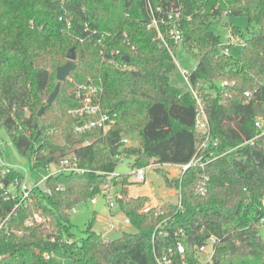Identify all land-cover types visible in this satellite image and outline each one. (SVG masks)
Segmentation results:
<instances>
[{"label":"trees","instance_id":"trees-1","mask_svg":"<svg viewBox=\"0 0 264 264\" xmlns=\"http://www.w3.org/2000/svg\"><path fill=\"white\" fill-rule=\"evenodd\" d=\"M181 1V44L197 59L189 79L202 98L216 144L197 153L209 156L203 169L191 166L177 178L165 177L180 200L163 202V216L155 215L156 208L141 211L147 196H126L128 175L113 179L112 185L121 184L123 191L119 210L136 231L109 239L92 231L91 224L77 238L71 231V210L100 194L106 173L121 160L116 156L132 159V168L150 161L182 165L192 160L203 139L195 129L196 102L190 92L169 83L175 64L167 49L159 47L155 31L147 28L146 0H0V122L33 166L58 164L75 155L85 170L50 177L47 186L53 192L31 205L32 211L41 209L50 217L51 233L37 225L23 226L28 213L18 210L13 223L21 234L0 235V255L6 256L0 264H25L26 255L31 264H58L43 252L65 254L69 261L63 264H155L154 248L171 246L172 233L179 228L198 242L217 237L212 264H264V239L251 225L261 214L264 194V133L255 126L254 107L264 105V0ZM222 14L255 24L238 57L219 55V36L210 20ZM93 31L114 36L105 40L106 52L119 49L128 69L101 60ZM71 47L76 66L46 104L50 87L57 83L56 67L66 61ZM224 80L227 85L222 86ZM89 81L101 84V107L114 124L105 133L76 134L72 128L77 118L68 111L81 105L75 88ZM245 91H251L247 98ZM134 130L140 133L138 145L121 147V138ZM201 173L209 178L208 190L197 196L193 187ZM165 216L169 224L153 243L155 227Z\"/></svg>","mask_w":264,"mask_h":264},{"label":"built area","instance_id":"built-area-1","mask_svg":"<svg viewBox=\"0 0 264 264\" xmlns=\"http://www.w3.org/2000/svg\"><path fill=\"white\" fill-rule=\"evenodd\" d=\"M146 4L149 13L147 28L155 31V40L158 41L159 47L167 49L172 57L174 49L170 46V42L174 45L182 43V32L180 27L182 20L185 17L183 3L181 0H169L164 3L159 2L153 4L151 0H146ZM186 18L189 19L188 16ZM93 34L97 35L95 42L100 46L99 55L102 61L113 62L120 69L129 68L127 60L124 59L125 56L119 49H110L106 52V45L104 42L107 38H113L114 36L112 34L98 33L96 31H93ZM234 35L233 28H231L228 35V42L222 45L219 44V55L230 56L231 47L239 44H241L242 47L244 46V42L239 37L235 38ZM122 38L125 43L130 44V40L126 33H122ZM131 48L133 49L134 47L131 46ZM177 68L189 86V92L196 102L195 129L203 135V139L199 143L197 152L192 160L182 165L170 163L165 164L168 166L179 167L180 174H182L191 166H198L203 169L209 160V156L205 157L203 154L198 155L197 153L201 149L207 148L211 142L216 144V141L212 140L209 134V124L203 107L202 98L190 83L189 77L192 70L189 71L180 66ZM221 85H227V81H222ZM101 92V84L95 81L79 84L75 88L74 95L81 102V105L68 111L70 115L77 118V121L72 128L74 133L83 134L97 129H100L105 133L114 124L113 118L110 117V115L101 107ZM250 95L251 91L244 92L246 98ZM255 126L262 129V123L260 120L255 121ZM263 133L264 129H262L261 134ZM119 143L121 147H126L128 144L127 136H123ZM116 158L121 159L119 156H116ZM30 161L32 169L36 171L34 177H31L24 168L9 163H0V235H8L10 233L21 234L20 230H18L13 223L15 218H17L18 210H23L28 213L23 221V226L30 227L37 225L51 233L50 217L44 215L41 209L32 211L31 205L39 198V196L50 195L53 192L52 188L47 186V181L50 177L56 176L60 173H83L85 171L79 166L78 159L75 155L65 156L58 164H48L46 166L35 167L33 166V159ZM119 175L120 174H117L115 170L106 173L105 180L100 187L99 195H102L105 198V202L109 209L115 207L117 200L121 196L119 192L114 190V186L112 185V180H117ZM128 176L136 182H144L145 167L133 168ZM208 182V176L201 173L199 180L194 184L193 193L197 196H204L208 190ZM61 189L60 186L55 187L54 191H60ZM37 190L39 193H37ZM97 196L90 199L91 204H96ZM177 198V204H179V193ZM160 205L161 204L147 202L142 206L141 211L143 213H148L151 209L156 208L155 215L163 216L166 214V211L161 209ZM258 209L261 214H259L255 220L251 221V225L257 229L258 234L264 239V194L260 199ZM75 212L76 207L71 210V213ZM169 220L170 217L165 216L155 227L152 235L153 243L156 233L160 232V228L167 227ZM123 223L129 224V219L124 215ZM105 228H107V230L115 229L116 225L114 222L108 220L105 223ZM102 235L105 237V234ZM189 237L191 236L187 235L184 229L179 228L178 230H175L172 233L171 246L161 247L158 250L154 248L153 257L155 264H212L213 255L218 241L217 237L209 235L200 242L196 241L195 237H192L190 245L188 243ZM50 240L54 241L55 235L51 234ZM42 256L45 258H53L55 257V254L43 252ZM5 258L6 256L0 255V261Z\"/></svg>","mask_w":264,"mask_h":264},{"label":"rangeland","instance_id":"rangeland-1","mask_svg":"<svg viewBox=\"0 0 264 264\" xmlns=\"http://www.w3.org/2000/svg\"><path fill=\"white\" fill-rule=\"evenodd\" d=\"M210 23L216 34L219 36L221 45L228 42V35L231 28L239 30V33L242 35L240 39L243 42L244 39L249 37L251 31L255 30V24L249 22L247 18L243 16H230L222 14L217 18L211 19ZM239 33L235 34L234 37H240ZM241 50L242 45H236L231 47L230 54L232 57H238L240 56ZM172 57L175 64V69L169 74V83L177 88L180 92L187 93L189 92V86L185 82L177 67L180 66L191 71L195 68L197 59L183 46V44H178L175 47L172 52ZM52 83H55V81ZM50 89L53 90L51 87ZM48 95H46V98ZM254 107L256 120H260L262 123V129H264V105L256 103ZM124 136H127L128 138L127 146H137L140 141V133L138 130L131 131ZM1 162L24 168L31 175V177H34L36 174V171L32 169L30 159L23 156L18 151V149L12 143L9 134L0 122V163ZM131 163L132 159L127 156H123L121 157V160L117 162L115 171L117 174L128 175L133 169ZM167 173L171 176L172 174L170 173H174L175 176L173 178H177L180 175L179 167L168 166L165 164H153L150 161L149 166L145 167L144 182H136L130 176H128L126 196H147L151 200L158 202L165 201L177 204V190L175 187H169L167 185L165 179V177L167 178ZM169 178L172 179V177ZM114 190L118 191L120 194L123 192L121 184L115 185ZM37 193H39L38 190ZM108 220L114 222L116 227H121L122 230H107V228L104 227V224ZM122 221L123 217L120 214L118 202H116L115 207L109 209L105 202V198L102 195H98L96 197V204H91L90 200H88L76 206V212L71 213V231L77 236V238L84 237L86 234L85 230L91 224L92 231L100 234L103 233L105 234V237L109 239L118 238L122 232L135 233L136 229L131 224H125ZM25 259L27 260L25 264H31L30 255H26ZM53 260L58 264H63L69 261L68 257L61 252L55 254Z\"/></svg>","mask_w":264,"mask_h":264},{"label":"water","instance_id":"water-1","mask_svg":"<svg viewBox=\"0 0 264 264\" xmlns=\"http://www.w3.org/2000/svg\"><path fill=\"white\" fill-rule=\"evenodd\" d=\"M75 59H76V56H75L74 48L71 47L66 53V61L63 64L56 67L55 77H56L57 83L55 84L54 89L48 95L46 99V104H50L53 101L56 94L58 93L59 83L63 82L68 77L69 73L72 70H74L76 66L74 63ZM124 59L127 60V57H124ZM43 110H44V107H41L38 111V115H41ZM191 240H192V237H189L188 238L189 245L191 244Z\"/></svg>","mask_w":264,"mask_h":264},{"label":"crops","instance_id":"crops-1","mask_svg":"<svg viewBox=\"0 0 264 264\" xmlns=\"http://www.w3.org/2000/svg\"><path fill=\"white\" fill-rule=\"evenodd\" d=\"M138 145V144H137ZM170 174H172V176L171 175H169L168 173L166 174V176H167V178L168 179H170L169 177H174L175 175H174V173H170ZM116 191V190H115ZM118 192V191H117ZM178 191H176V194H177V197H178V193H177ZM149 198V197H148ZM149 202L150 203H152V204H162L163 202H165V201H161V202H158V201H155V200H151L150 198H149ZM120 214H121V216L123 217V214L120 212ZM104 219V218H103ZM123 222V221H122ZM106 223V222H105ZM104 227H105V224H104ZM115 230H118V231H120V230H122V228L121 227H116L115 228ZM103 234V233H102Z\"/></svg>","mask_w":264,"mask_h":264}]
</instances>
